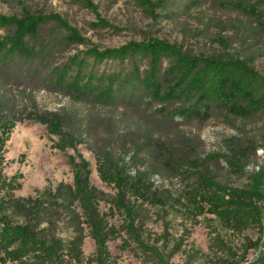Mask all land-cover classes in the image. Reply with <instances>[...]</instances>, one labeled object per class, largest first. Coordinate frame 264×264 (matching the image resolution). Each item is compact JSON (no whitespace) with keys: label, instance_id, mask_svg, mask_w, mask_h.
Listing matches in <instances>:
<instances>
[{"label":"trees","instance_id":"obj_1","mask_svg":"<svg viewBox=\"0 0 264 264\" xmlns=\"http://www.w3.org/2000/svg\"><path fill=\"white\" fill-rule=\"evenodd\" d=\"M77 1L96 13L92 0ZM132 1L158 18L159 2ZM232 6L260 18L264 0H238ZM95 26L109 25L100 21ZM1 29L9 33L0 39V152L19 123L44 125L53 148L67 154L74 179L17 197L23 174L8 176L1 168L0 264H84L87 234L96 245L91 263L110 264L108 244L120 235L109 222L115 210L126 215L123 231L144 247L136 225L139 204L189 220L213 215L238 234L256 229L260 238L245 237L240 251L217 239L220 255L213 264H264V165L250 174L246 187L237 188L217 181L205 164L192 162L188 170L176 157L185 156L189 146L179 127L184 120L207 118L213 108L240 118L263 114L264 75L238 59L190 55L152 38L100 49L56 14L0 15ZM74 45L87 49L59 63V53ZM41 91L68 103L41 110L34 97ZM82 145L95 155L100 179L116 190L112 201L92 184V164L79 152ZM143 154L172 172L182 171L191 185L180 195L157 186L153 176L158 171L141 170L136 163ZM246 159L238 152L226 163L241 173ZM102 202L111 205L110 213L102 211ZM62 216L74 229L69 241L52 233ZM151 250L156 264H173ZM252 251L256 256L250 259ZM187 264H195L192 256Z\"/></svg>","mask_w":264,"mask_h":264},{"label":"rangeland","instance_id":"obj_2","mask_svg":"<svg viewBox=\"0 0 264 264\" xmlns=\"http://www.w3.org/2000/svg\"><path fill=\"white\" fill-rule=\"evenodd\" d=\"M153 1L161 4L157 19L150 17L132 0H92L96 13L83 8L77 0H0V15L22 18L26 12L56 14L100 49L118 48L152 38L174 44L190 55L225 61L238 59L264 75V6L261 17L255 18L232 6L238 0ZM100 21L109 26H95ZM8 33L7 29H1L0 39ZM86 49L87 46L78 45L71 46L67 52L63 49L57 61L63 63L70 55ZM34 97L41 110H56L68 103L62 96L45 91L35 93ZM179 127L189 139V146L183 151L185 156H176L177 163L183 164L185 169H192V162H200L220 183L243 188L250 182V174L264 165V113L240 118L213 108L207 118H190ZM53 144L44 125L25 121L16 126L3 154L0 152V170L3 168L8 176L23 174L17 197H28L36 190L56 188L61 183H73L67 154L54 149ZM79 152L92 164V184L112 201L116 190L100 179L95 155L85 145L79 147ZM238 152L247 155L241 173L226 163L227 156H235ZM136 163L141 170L158 171L153 176L155 184L175 195H180L191 185V179L184 177L182 171L172 172L162 163H155L149 155L143 154ZM110 207L107 202L101 203L103 212L110 213ZM136 219L144 247L134 236L123 231L127 224L124 213L115 210L110 214L109 222L120 233L108 244L112 256L110 264H156L151 249L160 251L173 264H187L190 256L195 264H213L220 255L215 247L217 239L240 251L245 237L255 241L261 236L256 229L244 234L234 233L213 215L189 220L182 213L142 204L136 208ZM52 233L65 241L74 237V229L65 216ZM83 253L84 264H94L89 259L95 255L96 245L88 234ZM255 256L252 251L249 258Z\"/></svg>","mask_w":264,"mask_h":264}]
</instances>
